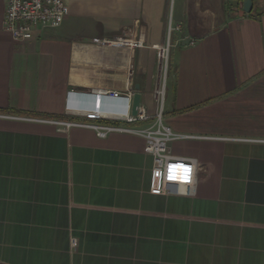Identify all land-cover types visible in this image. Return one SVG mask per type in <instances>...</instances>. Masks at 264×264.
Masks as SVG:
<instances>
[{"label": "crops", "instance_id": "1", "mask_svg": "<svg viewBox=\"0 0 264 264\" xmlns=\"http://www.w3.org/2000/svg\"><path fill=\"white\" fill-rule=\"evenodd\" d=\"M66 4L60 27L16 41L0 0V264H264V0ZM123 33L144 47L92 42ZM157 88L169 154L196 165L164 195L143 137L48 122H89L98 94L126 112L140 93L149 120L103 123L147 128Z\"/></svg>", "mask_w": 264, "mask_h": 264}, {"label": "built area", "instance_id": "2", "mask_svg": "<svg viewBox=\"0 0 264 264\" xmlns=\"http://www.w3.org/2000/svg\"><path fill=\"white\" fill-rule=\"evenodd\" d=\"M5 16L4 29L10 33L16 41L31 40L40 28H58L64 22L68 13L66 0H4ZM181 25L172 30L179 31ZM93 44L106 47L112 46L119 49H138L144 47L143 42L133 38L128 33H123L114 39L94 38ZM168 48L161 53V68L167 69ZM166 62V65H165ZM156 98L159 103V111L149 127L143 129L123 127L115 124L103 123L113 115H119L126 123L133 124L149 120L143 108H138V114H132V95L128 94L131 105L126 112H106L102 108L103 95L98 94L96 102L93 101L91 108L84 110V116L89 122L51 121L48 122L59 126L60 130L67 132L72 127L92 129L100 138H106L114 132L132 133L146 140V152L154 158V167L151 171L149 191L152 195H164L169 192L171 185H192L195 180L196 165L194 161L174 158L169 154V143L179 136L174 134L163 121V103L165 97L164 88H157ZM106 95L114 99L122 97L117 91L108 92ZM95 100V99H94ZM73 248H77L78 240H71Z\"/></svg>", "mask_w": 264, "mask_h": 264}, {"label": "water", "instance_id": "3", "mask_svg": "<svg viewBox=\"0 0 264 264\" xmlns=\"http://www.w3.org/2000/svg\"><path fill=\"white\" fill-rule=\"evenodd\" d=\"M253 9V0H243V10L246 13H251ZM141 94L136 93L132 100V114L136 116L138 114V108L141 106ZM183 186V185H181Z\"/></svg>", "mask_w": 264, "mask_h": 264}, {"label": "rangeland", "instance_id": "4", "mask_svg": "<svg viewBox=\"0 0 264 264\" xmlns=\"http://www.w3.org/2000/svg\"><path fill=\"white\" fill-rule=\"evenodd\" d=\"M165 65H166V62H165ZM163 72L165 73V70H164V68H163Z\"/></svg>", "mask_w": 264, "mask_h": 264}, {"label": "trees", "instance_id": "5", "mask_svg": "<svg viewBox=\"0 0 264 264\" xmlns=\"http://www.w3.org/2000/svg\"><path fill=\"white\" fill-rule=\"evenodd\" d=\"M240 1V3L243 1V0H239Z\"/></svg>", "mask_w": 264, "mask_h": 264}, {"label": "clouds", "instance_id": "6", "mask_svg": "<svg viewBox=\"0 0 264 264\" xmlns=\"http://www.w3.org/2000/svg\"><path fill=\"white\" fill-rule=\"evenodd\" d=\"M95 102H96V98H95V100H94Z\"/></svg>", "mask_w": 264, "mask_h": 264}, {"label": "bare ground", "instance_id": "7", "mask_svg": "<svg viewBox=\"0 0 264 264\" xmlns=\"http://www.w3.org/2000/svg\"><path fill=\"white\" fill-rule=\"evenodd\" d=\"M164 77V76H163ZM165 78V77H164ZM164 80V79H163ZM165 82V81H164Z\"/></svg>", "mask_w": 264, "mask_h": 264}]
</instances>
